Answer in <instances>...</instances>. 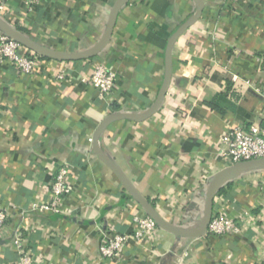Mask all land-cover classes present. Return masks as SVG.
I'll return each instance as SVG.
<instances>
[{
  "label": "crops",
  "instance_id": "1",
  "mask_svg": "<svg viewBox=\"0 0 264 264\" xmlns=\"http://www.w3.org/2000/svg\"><path fill=\"white\" fill-rule=\"evenodd\" d=\"M27 1L7 0L4 22L48 49L71 53L102 41L117 0ZM203 3L174 42L157 111L142 121L116 120L99 136L101 150L136 190L182 229L199 225L210 179L229 166L218 151L222 134L264 119V0ZM195 9L194 0H128L109 44L93 59L39 55L29 75L0 61V207L9 212L0 264H18V230L33 264H173L168 252L185 249L181 264L264 259L262 168L227 179L214 197L213 214L252 213L240 234L185 238L161 229L153 243L129 240L117 261L98 254L105 234L130 233L132 216L145 212L93 152V133L109 114L149 109L163 80L167 42ZM97 61L117 74L112 100L79 81ZM61 167L72 188L61 212L31 211L32 202L49 199L47 184Z\"/></svg>",
  "mask_w": 264,
  "mask_h": 264
},
{
  "label": "built area",
  "instance_id": "2",
  "mask_svg": "<svg viewBox=\"0 0 264 264\" xmlns=\"http://www.w3.org/2000/svg\"><path fill=\"white\" fill-rule=\"evenodd\" d=\"M40 0H28L33 6ZM7 0H0V17L6 10ZM27 49L17 41L7 37L0 31V61H6L13 65L22 75H29L38 68V54L26 55ZM64 72L58 74V78L64 77ZM117 74L104 62H95L89 72L81 74L79 81L96 91L102 98L112 100L116 92ZM264 97V94H263ZM219 154L227 159L229 166L244 160L264 157V119L261 123L254 122L249 126H235L226 130L219 142ZM69 170L61 167L47 184L49 199L43 202H32L30 210L39 213L57 214L61 212L62 202L67 199L72 188L68 184ZM9 217L6 208L0 207V237ZM252 213L244 212L242 215L229 216L224 208L218 209L213 214L207 227L206 234L216 236H228L240 234L244 223L252 218ZM133 228L130 233L108 232L102 238L98 247V254L102 259L119 260L129 240L138 243L156 241L159 231L157 224L145 213L132 216ZM205 234V235H206ZM23 233L18 230L14 235V244L19 254L18 264H33L31 255L25 252L22 244ZM188 249L180 252H168L173 264H181L188 255ZM258 264H264V259Z\"/></svg>",
  "mask_w": 264,
  "mask_h": 264
},
{
  "label": "water",
  "instance_id": "3",
  "mask_svg": "<svg viewBox=\"0 0 264 264\" xmlns=\"http://www.w3.org/2000/svg\"><path fill=\"white\" fill-rule=\"evenodd\" d=\"M196 2V9L193 15L186 20L169 38L166 48H165V66H164V76L163 80L159 86L156 98L149 109L143 114H134L130 112H114L109 114L104 118V120L97 126L92 136V149L96 154L98 159L102 161L120 180L123 188L128 192V194L142 207L145 214H147L156 224L157 226L177 237H185V238H200L204 236L207 232V227L210 223L213 211V203L214 197L216 195L219 187L222 186V183L229 178H232L239 173L246 170L253 169H264V157L255 158L250 160H244L241 162L234 163L230 166H226L216 172L212 178L210 179L207 190L205 193V206L204 212L200 219L199 225L194 229H182L171 222L165 220L156 210L154 205L142 194H140L136 188L130 183V181L126 178L120 168L110 159L108 158L104 152L101 150L99 146V136L104 131V129L113 123L116 120L120 119H129L133 121H142L152 116L157 109L159 108L165 92L167 90L170 74H171V53L174 42L177 37L192 23H194L201 15L204 3L203 0H194ZM128 0H117L112 8L110 18L108 21L106 33L102 39V41L92 48L91 50H87L84 52H58L51 49H48L37 42L33 41L28 36L19 32L16 28L9 26L4 20L0 17V31L6 35L7 37L17 41L26 49L33 51L34 53L48 57L56 60H84L95 57L100 54L110 42L114 26L116 24L117 16L122 8Z\"/></svg>",
  "mask_w": 264,
  "mask_h": 264
},
{
  "label": "trees",
  "instance_id": "4",
  "mask_svg": "<svg viewBox=\"0 0 264 264\" xmlns=\"http://www.w3.org/2000/svg\"><path fill=\"white\" fill-rule=\"evenodd\" d=\"M32 53H33V51L27 49V51H26V55H31ZM93 58H94V57H92V58H90V59H93ZM114 107H115V106H114ZM114 107H112V108H114ZM220 192L222 193L223 190H221Z\"/></svg>",
  "mask_w": 264,
  "mask_h": 264
},
{
  "label": "rangeland",
  "instance_id": "5",
  "mask_svg": "<svg viewBox=\"0 0 264 264\" xmlns=\"http://www.w3.org/2000/svg\"><path fill=\"white\" fill-rule=\"evenodd\" d=\"M33 54H35V53H33ZM203 212H204V210H201V212H200V213H201V217H202V215H203Z\"/></svg>",
  "mask_w": 264,
  "mask_h": 264
}]
</instances>
